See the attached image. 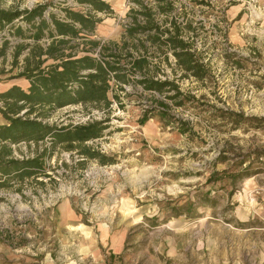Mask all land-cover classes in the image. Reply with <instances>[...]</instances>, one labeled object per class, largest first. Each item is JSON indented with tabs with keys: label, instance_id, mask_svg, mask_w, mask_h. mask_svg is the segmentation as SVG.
Returning <instances> with one entry per match:
<instances>
[{
	"label": "rangeland",
	"instance_id": "rangeland-1",
	"mask_svg": "<svg viewBox=\"0 0 264 264\" xmlns=\"http://www.w3.org/2000/svg\"><path fill=\"white\" fill-rule=\"evenodd\" d=\"M49 1L0 0V8ZM107 1L113 11L101 17L95 37L136 53L121 37L137 5ZM170 2L174 15L195 26L189 35L208 62L206 78L185 77L149 45L158 70L179 76L183 105L143 94L131 81L107 110L87 102L37 117L54 126L104 118L97 138L6 141L11 153L2 158L38 155L34 171L43 172L10 175L0 186V264H264V0ZM13 30L0 28V85L32 68L37 46H45ZM153 97L167 114L138 123L146 107H161ZM12 102L1 98L0 111ZM83 146L108 162L81 154ZM63 203L75 213L69 221Z\"/></svg>",
	"mask_w": 264,
	"mask_h": 264
},
{
	"label": "trees",
	"instance_id": "trees-1",
	"mask_svg": "<svg viewBox=\"0 0 264 264\" xmlns=\"http://www.w3.org/2000/svg\"><path fill=\"white\" fill-rule=\"evenodd\" d=\"M78 1L87 3L89 8L85 10L64 9L67 20H60L52 13H49L50 21L46 19L42 12L48 2L31 7V9L4 10L0 8V28L5 25L14 26L15 34L34 42H39L44 37L50 38L47 45L37 46L38 55L33 67L17 72V75L30 80L27 91L18 85H12L0 94V99L7 101L13 99L14 101L8 112L0 111L7 120V123L0 125V143L6 141L18 143L21 140H35L50 136L58 143L72 145L75 142L97 138L107 127L103 124L104 118L54 126L42 123L37 120V117H47L56 108L66 104L88 102L97 109L107 110L112 99L118 98L116 91L124 90L123 85L130 84L131 81L144 91L153 90L160 94L164 93L166 97L174 100L175 105H183V91L180 90L176 79L179 76L175 75V78H171L163 72L162 68L161 71L158 70L160 65L154 61L155 59H151L156 55H151L149 45L154 47L157 53H162L164 61H168L167 51H169L176 59V65L180 68L181 74L185 77L199 80L206 78L209 65L196 52L194 39L189 35L195 28L191 20L184 18L183 23L179 24L175 23L172 18L169 20L171 27L169 28L165 26L167 18L158 23L154 19L153 12L144 4L142 5L141 0H134L139 5V10H134L132 23L125 27L121 42L127 43L126 40L130 39L136 55L126 49L122 53L115 44L111 46L107 43L101 48L100 57L96 59L92 55V49L97 41L92 38V33L96 30L101 18L93 12L98 10L111 13L113 8L107 0ZM154 1L159 11L166 15L171 12L168 7L171 5L170 0ZM137 13L144 17L142 23L137 20ZM19 17L24 20V27L15 22ZM49 22L52 23V27ZM77 38L81 40L73 41ZM26 44L29 43H24L22 48L26 47ZM18 51L16 50L14 55L15 60ZM119 59L126 62L121 63ZM48 60L50 61L47 62ZM159 74L165 77L160 78ZM152 99L157 101L162 108L165 107L163 101L154 97ZM36 104L45 105L46 108L35 110L34 105ZM119 106L122 107L120 102ZM21 110L23 115L18 114ZM154 112L160 115L167 114L164 108L146 107L140 112L138 123H144L147 118L155 114ZM30 114H35V117H26ZM6 153L9 154V152ZM80 153L96 158L101 163H107L109 159L102 152L89 146H83ZM37 157L38 155L31 158L5 160L0 151V186L10 175L24 177L43 172V170L34 171L38 165Z\"/></svg>",
	"mask_w": 264,
	"mask_h": 264
},
{
	"label": "built area",
	"instance_id": "built-area-1",
	"mask_svg": "<svg viewBox=\"0 0 264 264\" xmlns=\"http://www.w3.org/2000/svg\"><path fill=\"white\" fill-rule=\"evenodd\" d=\"M133 3H135V5H137V9H135V10H139V5L134 1V0H131ZM130 2V1H129ZM141 3H142V5L144 4L145 6H147V8L150 10V11H152L153 12V15H155V13H157V14H160V13H164V12H161V11H159L158 10V8H157V4H156V2L154 1V0H141ZM66 8H71V9H74V10H79V9H81V10H85V9H87V8H89V5L87 4V3H85V2H81V1H78V0H52V1H49L48 2V4H47V6H46V8L43 10V12H42V15L46 18V19H48L49 21H50V19H49V13H52V14H55V16L58 18V19H60V20H67V18H66V15L64 14V9H66ZM132 12H133V14H134V10H132ZM94 14H96L97 16H99L100 18L101 17H103V15H105V14H108V13H104V12H102V11H98V10H95L94 12H93ZM132 14V15H133ZM132 15L130 16V20H128L127 21V23H126V25H125V27H127L129 24H131L132 22H131V20H132ZM164 15V18H167V22H165V26L167 25V27H169V28H171L170 27V25H169V20H171L172 18H173V20L175 21V23H179V24H182L183 23V19H184V17H181V16H178V15H174L172 12H170V13H168V15H166V13H164L163 14ZM164 18H162V19H164ZM154 19H155V21H157L158 23L160 22V21H162V20H160V21H158L155 17H154ZM137 20L139 21V22H143L144 21V17L140 14V13H137ZM50 23V26L52 27V23L51 22H49ZM75 26H79L78 24H75ZM124 27V28H125ZM126 29V28H125ZM125 29H124V31H125ZM85 32H87V30H84ZM123 31V32H124ZM61 36V35H60ZM64 37H68V35H64ZM141 37V36H140ZM92 38L95 40V41H97V43H96V46L92 49V55L97 59V58H99L100 57V53H101V48L103 47V46H105L108 42H107V40H105V38L104 37H98V36H96L95 37V31L92 33ZM81 40V38L80 39H73V41H75V42H79ZM41 43H43V44H45V45H47L48 44V42L50 41V38L48 37H44V38H42L41 40ZM136 52V51H135ZM135 55H136V53H134ZM167 56H170L171 57V59H173L174 61H173V65H175L176 67H178L177 65H176V59H174L173 57H172V55L170 54V52L169 51H167ZM169 57V58H170ZM178 71L181 73V70H180V68L178 67ZM166 74H167V72H165ZM160 78H164L165 76L164 75H158ZM177 77V76H176ZM189 78H191V77H189ZM123 87L125 88L126 86L125 85H123ZM138 90H139V92H141V93H143V94H146V93H151V94H153L154 96H155V94H160V93H158V92H156V91H153V90H151V91H144V90H142V88L138 85ZM164 94V93H163ZM164 96H165V94H164ZM179 106H181V105H179ZM159 108H161V109H167V108H165V107H159Z\"/></svg>",
	"mask_w": 264,
	"mask_h": 264
},
{
	"label": "crops",
	"instance_id": "crops-1",
	"mask_svg": "<svg viewBox=\"0 0 264 264\" xmlns=\"http://www.w3.org/2000/svg\"><path fill=\"white\" fill-rule=\"evenodd\" d=\"M99 28H101V27H99ZM12 85H16V86L18 85L24 91H27V89H28V87L30 85V80L27 79V78H25L24 76H19V78L17 80H14V81L11 80V81H8V82H5V83H1V85H0V88H1L0 89V94H1V92L7 90ZM11 101H13V99H11ZM13 104H14V101L12 102V105ZM66 105H69V104H66ZM65 106H63V107H65ZM45 107H46L45 105H38V104L34 105L35 110H43V109H45ZM58 108H61V107H58ZM58 108H56V109H58ZM5 123H7V120L4 117L3 113L0 112V125L5 124ZM2 144L3 145H0L1 156L2 157L9 156L10 153H11L10 152L11 151L10 144H7L6 142L5 143H2ZM6 152H9V154H7ZM62 206L65 208V214H63V216H64L63 219L65 221H69L70 218H72L75 215V213H74V211L72 210V208L70 206L66 207V204L65 203H63ZM80 244H81V242H80Z\"/></svg>",
	"mask_w": 264,
	"mask_h": 264
}]
</instances>
